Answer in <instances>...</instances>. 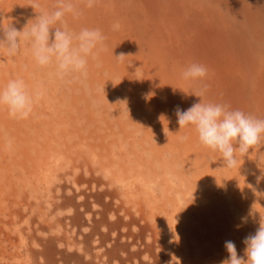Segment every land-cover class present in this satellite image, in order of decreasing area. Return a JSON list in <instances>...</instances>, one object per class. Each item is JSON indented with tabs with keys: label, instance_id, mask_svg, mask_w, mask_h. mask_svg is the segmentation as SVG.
I'll use <instances>...</instances> for the list:
<instances>
[{
	"label": "rangeland",
	"instance_id": "374dc122",
	"mask_svg": "<svg viewBox=\"0 0 264 264\" xmlns=\"http://www.w3.org/2000/svg\"><path fill=\"white\" fill-rule=\"evenodd\" d=\"M32 2L0 0V26L22 31L55 7ZM80 7L68 28L104 36L86 77H56L27 43L15 57L0 48V87L44 90L27 119L0 107V264H222L227 240L247 259L264 217V136L228 168L175 110L218 103L264 119V0ZM192 63L204 79L182 78Z\"/></svg>",
	"mask_w": 264,
	"mask_h": 264
},
{
	"label": "clouds",
	"instance_id": "9594fccd",
	"mask_svg": "<svg viewBox=\"0 0 264 264\" xmlns=\"http://www.w3.org/2000/svg\"><path fill=\"white\" fill-rule=\"evenodd\" d=\"M95 2L55 0L53 10L36 12L34 22L22 31L12 24L0 26V48L8 57H15L20 53L22 43H27L35 63L41 68L53 67L56 77H86L89 58L95 59V49L103 42L104 36L101 30L87 27L78 32L72 31L65 17L71 15L73 19H78L82 15L80 5L92 8ZM30 6L35 9L40 5L38 0H33ZM114 28L118 29L119 25H114ZM117 57L122 59L125 55ZM207 74V67L199 63L190 64L181 73L183 79L192 81L202 80ZM204 91L202 89L193 94L202 98ZM43 96L42 85L30 88L23 78H16L0 87V107H6L11 118L27 119ZM175 112L179 129L193 126L199 141L212 151L219 152L228 168L236 166L237 150L241 155L247 153L264 136V119L238 109L231 110L223 104L198 102L184 111L177 106ZM181 139L186 140L187 137ZM7 146L11 148V139ZM243 243L247 259L238 256L234 242L227 240L224 247L229 256L222 264H264V217L260 216L255 234L248 235Z\"/></svg>",
	"mask_w": 264,
	"mask_h": 264
}]
</instances>
